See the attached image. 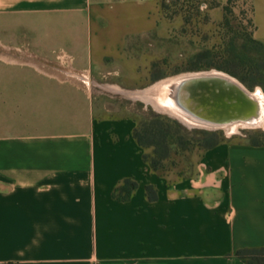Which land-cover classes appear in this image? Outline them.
I'll return each instance as SVG.
<instances>
[{"label":"crops","instance_id":"obj_1","mask_svg":"<svg viewBox=\"0 0 264 264\" xmlns=\"http://www.w3.org/2000/svg\"><path fill=\"white\" fill-rule=\"evenodd\" d=\"M249 1L264 44V0ZM134 5L0 0L6 32L23 14L83 17L58 56L52 39L0 38V264H246L237 250L264 247V145L225 142L171 181L144 161L133 117L97 115L94 87L132 89L144 68L129 45L143 31ZM23 45L40 61L22 64ZM126 178L138 187L119 201Z\"/></svg>","mask_w":264,"mask_h":264},{"label":"rangeland","instance_id":"obj_2","mask_svg":"<svg viewBox=\"0 0 264 264\" xmlns=\"http://www.w3.org/2000/svg\"><path fill=\"white\" fill-rule=\"evenodd\" d=\"M103 8L123 2L133 3L134 22L143 17V31L134 34L129 45L134 47L133 54L142 61L140 72L123 82L124 86L112 83L94 87L97 115L102 117H133L137 123L152 113L177 120L188 131L207 130L221 132L223 142L249 143L256 140L264 143V125L240 128L237 133L228 134L225 129H208L189 126L180 118L157 110L152 104L120 92L140 91L150 88L157 82L181 74L218 70L229 74L251 91L264 90V46L252 39V6L249 0H92ZM140 4V5H139ZM22 21L26 25L17 27L16 36H38L42 39L55 40V56L64 54L60 41L78 37L83 34L81 24L83 17L78 13H39L23 14ZM145 18L147 23L145 22ZM37 21V22H36ZM69 21V22H68ZM74 23H71L73 22ZM29 22H32L30 27ZM36 22V23H35ZM1 24V23H0ZM29 25V26H28ZM75 25V26H74ZM0 26V38L8 34ZM25 46H28L25 44ZM211 52L209 61L223 68L213 66L199 70H190L193 58L203 52ZM3 50L0 48V56ZM13 55V53L11 54ZM143 56V58H141ZM19 57L22 64H30L40 59L26 47ZM147 57V59H146ZM194 62H196L194 60ZM53 67L60 68L58 61ZM157 78V80H156ZM111 87V88H110ZM116 88H118L116 90ZM264 93V91H263ZM131 96V97H130ZM233 135V136H232ZM148 149V152H151ZM203 149L172 154L166 160L167 169L171 170L169 178L190 175L202 159Z\"/></svg>","mask_w":264,"mask_h":264},{"label":"trees","instance_id":"obj_3","mask_svg":"<svg viewBox=\"0 0 264 264\" xmlns=\"http://www.w3.org/2000/svg\"><path fill=\"white\" fill-rule=\"evenodd\" d=\"M253 23V22H252ZM253 41L264 46L263 43ZM211 52H203L193 58L190 70H199L217 66L209 61ZM194 60L196 62H194ZM157 80V78H156ZM133 137L139 147L143 150V159L150 166L151 170L162 178H169L166 160L172 157V154H180L185 151H192L196 147L203 149L204 154L211 148L223 144V136L218 131L193 130L188 131L177 120H172L160 114L152 113L151 116L144 118L140 123L136 122L133 130ZM251 145L261 146V143L256 140L250 141ZM148 152V149H151ZM193 172L188 176L179 177L177 181L193 176ZM138 183L132 178L124 179L114 190L113 197L119 201H127L137 190ZM146 195L150 201H155L158 198V191L154 185L146 187ZM235 255L242 259L246 264H264V247L261 248H243L236 251Z\"/></svg>","mask_w":264,"mask_h":264},{"label":"water","instance_id":"obj_4","mask_svg":"<svg viewBox=\"0 0 264 264\" xmlns=\"http://www.w3.org/2000/svg\"><path fill=\"white\" fill-rule=\"evenodd\" d=\"M212 71L181 74L184 76L172 86L170 96L176 107L203 124L198 126L202 128L225 129L235 122H255L263 108L255 91L229 74Z\"/></svg>","mask_w":264,"mask_h":264},{"label":"bare ground","instance_id":"obj_5","mask_svg":"<svg viewBox=\"0 0 264 264\" xmlns=\"http://www.w3.org/2000/svg\"><path fill=\"white\" fill-rule=\"evenodd\" d=\"M212 72H214V73L218 72L220 74L228 76V75L221 73L217 70H213ZM183 76L184 75H178L175 77H171V78L161 80V81L157 82L155 85H153L150 88L145 89V90L133 92V91H129V90L126 91V90L120 89L119 91L123 92L127 95H131L135 98L142 99L145 102H147L148 104H152L157 110L165 112V113H169L173 116L180 118L185 124H187L189 126L203 125V124L196 122L194 119H192L190 116L185 114L183 111L179 110L176 107L175 103H173V100L170 97L172 94L171 93L172 88H173L172 86H175V84L177 85L178 81ZM261 89L257 88V90H255L256 96L263 102L262 114L260 115V117L256 118L255 122H253V123H251V122L250 123H248V122L247 123L246 122H244V123L235 122V123H232L228 126H225V129L228 132V134L237 133L240 128L255 127V126L264 125V93H263L264 90L262 91Z\"/></svg>","mask_w":264,"mask_h":264}]
</instances>
